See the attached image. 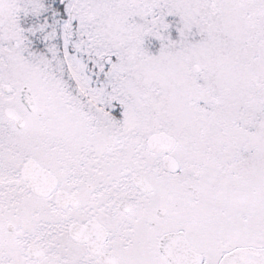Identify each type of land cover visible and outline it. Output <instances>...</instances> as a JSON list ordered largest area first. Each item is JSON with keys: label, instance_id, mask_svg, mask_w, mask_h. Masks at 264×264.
I'll return each mask as SVG.
<instances>
[{"label": "snow or ice", "instance_id": "1", "mask_svg": "<svg viewBox=\"0 0 264 264\" xmlns=\"http://www.w3.org/2000/svg\"><path fill=\"white\" fill-rule=\"evenodd\" d=\"M0 264H264V0H0Z\"/></svg>", "mask_w": 264, "mask_h": 264}]
</instances>
